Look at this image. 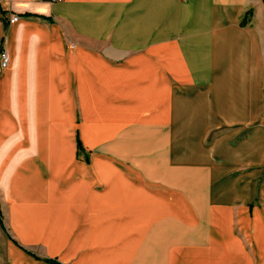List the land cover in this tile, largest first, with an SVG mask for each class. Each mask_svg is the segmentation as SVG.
I'll return each mask as SVG.
<instances>
[{
    "label": "crops",
    "instance_id": "1",
    "mask_svg": "<svg viewBox=\"0 0 264 264\" xmlns=\"http://www.w3.org/2000/svg\"><path fill=\"white\" fill-rule=\"evenodd\" d=\"M1 49L0 264H264V0H0Z\"/></svg>",
    "mask_w": 264,
    "mask_h": 264
},
{
    "label": "built area",
    "instance_id": "2",
    "mask_svg": "<svg viewBox=\"0 0 264 264\" xmlns=\"http://www.w3.org/2000/svg\"><path fill=\"white\" fill-rule=\"evenodd\" d=\"M17 19H18L17 16H11L9 21L12 23V22H15ZM8 60L9 59H8V55H7L6 51L4 49H1L0 50V66L1 67L7 66Z\"/></svg>",
    "mask_w": 264,
    "mask_h": 264
},
{
    "label": "trees",
    "instance_id": "3",
    "mask_svg": "<svg viewBox=\"0 0 264 264\" xmlns=\"http://www.w3.org/2000/svg\"><path fill=\"white\" fill-rule=\"evenodd\" d=\"M49 264H59V263L54 262V261H50Z\"/></svg>",
    "mask_w": 264,
    "mask_h": 264
}]
</instances>
